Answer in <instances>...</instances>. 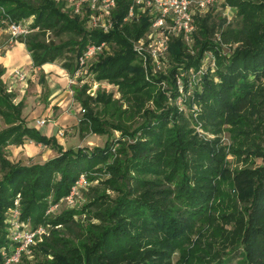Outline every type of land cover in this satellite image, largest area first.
Segmentation results:
<instances>
[{
  "label": "trees",
  "instance_id": "1",
  "mask_svg": "<svg viewBox=\"0 0 264 264\" xmlns=\"http://www.w3.org/2000/svg\"><path fill=\"white\" fill-rule=\"evenodd\" d=\"M226 3L235 11L233 20L228 22L212 12L195 16V56L184 53L182 39H172L171 69L167 74L151 75L148 83L133 42L144 35L150 21L147 14L139 13L136 20L123 23L130 0H117L113 28L108 33L89 29L86 15H74L63 2L0 0V28H8L9 23L25 24L28 32L16 41L25 45L33 68L61 63L71 74L92 72L97 81L120 87L128 102L147 96L154 98L160 109L157 114L145 112L135 129L143 140L121 147L118 154L126 151L112 166L107 163L112 153L106 144L103 148L66 149L42 165L31 166L13 164L0 153V264L5 263L2 252H10L13 244L7 222L14 210L32 231L44 230L30 247L37 257H43L38 264H171L189 234L209 215V202L221 188L218 178L228 181L236 200L232 213L223 216L231 227L224 232L229 247L218 244L207 263L264 264V0ZM102 42L111 47L110 54L103 51L81 67L78 60L88 45ZM224 44L236 45L230 55L221 53ZM206 51L213 54L214 73L191 79L195 75L185 70L210 67ZM5 72L0 64V118L7 126L0 132V148L13 136L18 141L22 135L50 145L51 139L27 128L22 106L12 105L13 95L2 80ZM176 74L185 89L189 81L200 83L196 103L201 120L215 133L224 124L233 129L237 144L243 146L238 152L245 155L242 161L247 167L231 172L216 142L186 137L189 120L181 110H190L191 104H182V109L175 101L163 106L164 92L154 85L164 82L176 91ZM85 91L83 87L80 92L85 110L81 123L105 136L103 126L108 123L99 116L107 113L105 105H110V98L99 97L92 104L101 103L105 108L93 112ZM89 170L103 177H98L100 184L92 188L95 178L86 175L92 195L85 204L57 216L46 214ZM84 187L77 188L83 192ZM107 189L117 192V197L110 199L104 193ZM81 214L85 220L74 218ZM90 217L98 223H92ZM25 256L22 254L20 261Z\"/></svg>",
  "mask_w": 264,
  "mask_h": 264
},
{
  "label": "rangeland",
  "instance_id": "2",
  "mask_svg": "<svg viewBox=\"0 0 264 264\" xmlns=\"http://www.w3.org/2000/svg\"><path fill=\"white\" fill-rule=\"evenodd\" d=\"M224 6V8H223ZM209 12L218 15L221 18H226L228 22L233 20L234 9L230 4L226 3V0H216L214 5L210 7L204 14ZM31 20V19H30ZM27 25L29 24L26 23ZM11 35L7 26L0 28V64L5 68L6 72L2 77L4 86L8 93L12 94L11 99L12 105H21V116L23 117L27 128L33 131L39 132L44 137L51 139V144L46 146L44 143H38L35 139L22 138L18 141H14L13 136L10 140H7L0 148V153L6 157L13 164H20L25 166L31 165H42L43 163L58 157L59 155L66 152V149H91V148H103L106 145L110 146L109 150L112 153V158L108 163V166H112L113 160L116 157L123 156L126 150H123L122 154H118L121 147L127 148L129 145L136 144L140 140H143L141 134L135 133L136 127L143 122L144 114L146 111L151 114H157L158 111L154 104V98L143 96L145 99L141 100L137 97L129 102L122 98L120 87L106 82H99L95 79L94 74L89 72L88 74H71L66 70L62 69L61 63L45 64L41 68H33L31 64L30 56L25 48L24 44L19 43L16 40L10 41ZM171 43V41H170ZM107 46L105 54H110L111 47ZM185 54L189 56H195L196 48L194 38L185 44ZM236 47L227 46L226 44L220 46L221 53L230 55L232 50ZM110 50V51H109ZM109 51V52H108ZM104 55V54H103ZM204 55L210 57L211 63L209 68H205L204 65L200 66L199 70L194 71L193 69L185 70L188 75L192 76L191 79L203 74L214 73L216 67L214 65L213 54L210 51L204 52ZM140 64L144 69V80L151 83L150 76L157 75L160 73L167 74L171 69V58L170 50H168L166 56L162 61L157 64L151 62H145L140 57ZM178 66V65H177ZM16 71L24 73L25 79L22 82L13 80ZM177 74L175 75L174 84L176 85V91L171 89L167 83L159 82L154 84L158 90L164 92L165 98L162 105H171L173 101L182 109V104H191L190 110H181L187 112L186 116L189 120L190 133L186 134L187 138L192 136L196 137L203 143L216 142L215 146L222 149L224 153L225 167L231 172L236 169L247 167L245 161H242L244 154L238 152V149H243L241 144H237L236 137H233V129L230 126L224 124L221 126L218 132L206 126L201 120V109L196 103V95L201 93L200 83L197 81H189L186 87L178 83ZM83 87L86 88L85 96L89 97L91 102L92 111H103V108H108L107 113L104 111L100 114L99 118L106 121L103 129L107 131L106 135L100 136L98 133L93 132L90 129V124L86 127L82 125L81 120L84 113L81 112L84 109L80 96V92ZM175 87V86H174ZM198 90L195 92V90ZM110 98V105L96 104L98 98L101 96ZM139 105L140 108H136ZM136 108V110H135ZM45 123L41 125L40 123ZM116 125H120L123 130H119ZM7 126L0 118V132L3 131ZM230 129V131H229ZM54 137V138H52ZM0 154V157H1ZM239 157V158H238ZM248 160V158H245ZM251 159V158H250ZM249 159V160H250ZM258 164L259 161L257 160ZM248 168H255V166H249ZM0 172V178H1ZM101 173L95 174L91 170L87 171V174H83L84 181L81 182L80 186H85L82 190H78L77 187H72L69 194L60 199L57 203L51 204L46 210V214L57 216L63 212L77 209L81 205L85 204L88 200V196L92 195L87 182L88 177L92 176L95 179L90 186L93 188L98 186V177H103ZM87 175V176H86ZM108 176V174L106 175ZM220 181L218 191L214 194L211 199L209 215L199 223L193 232L189 234L188 241L179 251H177L171 261V264H208L210 258L215 252L218 244L227 245L225 243L226 232L231 229L230 224L226 222L227 218L224 215H230L232 213V204H235L236 200L233 193L230 192L228 181L218 178ZM167 184V183H166ZM87 186V187H86ZM77 191L76 195L72 199H69L72 192ZM105 195L109 196L110 199L117 197L118 193L107 189ZM19 200H17V203ZM16 205V203L14 204ZM236 207V206H235ZM237 207L240 211L243 210L242 204L237 201ZM75 219L82 218L85 220V215H74ZM92 223H98L96 219L90 217ZM89 219V221H91ZM26 226H28L26 224ZM42 234V233H41ZM40 234V235H41ZM41 237V236H40ZM36 239L35 243H37ZM34 243V244H35ZM33 244V245H34ZM31 245V246H33ZM29 253L26 254L25 259L19 260L17 263L12 264H38L43 258L41 254L38 257L29 248Z\"/></svg>",
  "mask_w": 264,
  "mask_h": 264
},
{
  "label": "built area",
  "instance_id": "3",
  "mask_svg": "<svg viewBox=\"0 0 264 264\" xmlns=\"http://www.w3.org/2000/svg\"><path fill=\"white\" fill-rule=\"evenodd\" d=\"M56 3L63 2L65 7L74 15H86L87 27L91 30H100L108 33L113 28V11L116 8L117 0H52ZM216 0H130L123 23L137 19L139 13H145L149 17V27L144 35L133 42V50L137 56L145 62L157 64L162 61L169 50L172 39L180 38L185 44H189L195 32V16L204 14L214 5ZM8 30L11 35L10 41L17 40L28 32L25 24L9 23ZM107 44H91L85 49L79 58V65L84 67L87 62L107 50ZM75 74H80L76 72ZM13 80L22 82L25 79L24 73L16 71ZM180 84L181 81L178 80ZM181 86V84H180ZM85 112L84 109L81 110ZM42 121L40 124L43 125ZM80 181H84L83 175ZM81 182H76L80 186ZM77 191L72 192L69 199L75 196ZM9 239L12 241L10 252L3 251L4 264L17 263L22 254H28L29 248L36 241V237L44 232L43 229L32 231L26 224L18 219V211L14 210L8 219Z\"/></svg>",
  "mask_w": 264,
  "mask_h": 264
}]
</instances>
